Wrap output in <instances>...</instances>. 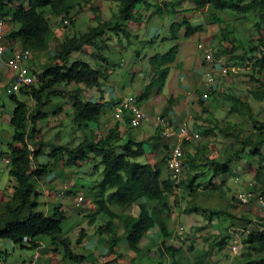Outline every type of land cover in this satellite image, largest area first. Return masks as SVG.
I'll return each mask as SVG.
<instances>
[{
	"label": "trees",
	"instance_id": "16d2710c",
	"mask_svg": "<svg viewBox=\"0 0 264 264\" xmlns=\"http://www.w3.org/2000/svg\"><path fill=\"white\" fill-rule=\"evenodd\" d=\"M67 1L0 0L1 15L12 27L5 36L7 45L12 47L19 45L20 49H30L38 54L47 51L49 40L54 34L52 18L70 19L71 24L75 22L70 15L72 6L67 5ZM112 1L119 5L115 19L104 20L100 9L92 7L91 10L94 11L97 25L89 28L86 33L80 36L66 37L60 41L56 48L57 55L53 61L40 72H33L35 83L20 90V93L31 98L33 105L12 96L15 107L10 123L14 134L12 142L8 146V152L3 154L10 160L9 174L16 182V186L13 194L0 208V240H10L16 247L23 249H36L43 241H47L62 248L65 259L79 263L85 261L86 256L79 255L74 251L71 239L63 231L62 225L67 218L66 211L62 206L55 207L52 214H46L39 210L40 193L37 186L52 171L50 169L52 160L56 164L63 162L66 167H75L100 159V166L103 167V179L93 189H90L89 194L92 195L97 206L96 215L105 214L111 218V221L100 226L97 233L109 237V249L114 251L119 243L118 227L114 221L118 218L123 223L128 247L135 253L141 251L139 243L155 226L160 228L164 238L169 236L167 223L172 214L170 197L175 194V190L181 184H186L190 191H195V183L201 178L207 183V190H210L216 179L224 184L234 164L248 156L250 161L256 158L260 160L255 169V178L260 180L264 174V153L262 152L264 121H259L254 116L249 102L232 97L235 107H232L231 111L242 118L249 119L253 125L252 133L246 137L241 147L236 149L233 154L226 153L223 161L212 159L206 155L204 146L196 147L195 153L185 151L184 169L186 174L176 185L169 174L163 177L162 167L138 161L146 155L143 142L129 139L122 144L118 123L101 134L97 133V129L92 128L91 124H98L103 116L104 103L84 101L81 96L84 91L101 85L100 76L104 67L110 64L109 60L100 53L98 58L101 63L96 68L78 60L72 61L73 54L82 53L86 47H93L98 52L108 48L105 40L111 33L118 38L121 35L127 39L131 38L132 34L127 30V25L141 22V9L154 10V14L161 16L168 14L177 16L178 8L184 5L191 7L187 11L200 12L206 8L209 10L212 8L216 13L210 14L209 17L214 24L221 23L220 13H229L238 20H247L248 16L253 14L258 16L256 29L261 34L256 41L257 44L255 43L247 50L245 45L236 46L237 40H230L231 47L218 49L216 57H229L231 61L247 68V76L255 84L250 90V94L256 102H264V0H166L163 3L159 0ZM181 25L184 27L185 37L203 32V26H193L188 17L183 18ZM177 55L178 47L175 46L167 54L155 55L151 58L150 63L154 75L147 86V98L150 97L149 92L152 87H156L160 93L163 92L171 65L176 62ZM70 87V90L75 88L70 92L71 97L73 96L71 101L74 123L81 131H84V136L81 142L75 146L71 143L55 144L45 141L43 137H39L41 131L38 130L37 124L52 115L53 112L46 109L51 107L53 98L65 96V89ZM210 96L212 97L213 93ZM140 101L143 100L138 99V103ZM59 110L60 108H58ZM202 110L210 113L206 107H202ZM58 111H54V114ZM207 122L210 125L213 123L217 129H220L225 138L233 136L229 127L221 129L215 119H209ZM87 129L89 132H86ZM213 132L214 129L210 127L202 133L210 135ZM186 144L188 142H184V145ZM45 149L47 153H45ZM45 154L49 158L48 163L37 164V159ZM168 157L169 155L163 159L164 164ZM207 171H209V178H207ZM214 189L216 188L214 187ZM252 192L256 197L264 196L263 181L256 183ZM197 196L195 195L194 199ZM147 203H154L155 208L149 210ZM133 204L139 205L138 217L128 215L121 218L111 210L112 206L124 210ZM151 212L154 214L152 215ZM186 213L206 214L210 223H213L215 219L218 220L221 215L219 211L204 209L195 203L186 209ZM226 214L233 218L232 227L241 224L244 229L248 230L243 234L242 243L247 250L243 255L247 261L240 264H264V218L259 219L258 223L256 222V227L250 229L248 226L254 222L252 218H237L233 213L226 212ZM92 216L91 221H95V215ZM82 233L78 243L86 235L84 232ZM229 240L230 237L227 235L221 236L210 247L222 250L229 244ZM164 250L172 262H158L157 264H185L180 256L181 249L175 247L174 244L170 246L164 244ZM195 264H205V261L200 258L196 260Z\"/></svg>",
	"mask_w": 264,
	"mask_h": 264
},
{
	"label": "rangeland",
	"instance_id": "374dc122",
	"mask_svg": "<svg viewBox=\"0 0 264 264\" xmlns=\"http://www.w3.org/2000/svg\"><path fill=\"white\" fill-rule=\"evenodd\" d=\"M164 1L166 0H159L161 3ZM67 5L72 6L70 15L75 20L74 24L70 23L68 26V37L72 35L80 36L83 33H86L90 26L97 25V23H94L95 19L93 18L95 17V14L94 11L91 10L92 7H98L100 9V14H102V16L105 17V20L108 21L115 19L119 11V5L112 0H88L87 2L86 0H68ZM189 8H191L189 5L181 6L178 8L177 16H174L173 14L161 16L159 14H154V10L146 11L143 9L142 14L144 20L148 18L147 25L149 24V26L153 27L152 34L149 38L146 36L141 40L138 38H132L130 40L131 43L129 44V40L124 36L121 35L118 38L111 33L108 37H115V39H107L106 37L105 40L106 45L108 47L110 46L109 50L105 49L101 50L102 52H98L97 49H91L92 47H89L88 49L86 47L88 49L87 51H90L91 53L93 50V54H90V52L89 54L88 52L75 53L72 60L73 62L78 60L88 63L96 68L101 63V60L98 58L101 53L109 60V67L114 69L115 72L110 75L105 73V71H102V75L100 76L101 85L99 87H94V93H98L101 89L107 91L106 93L108 94H112L111 91L115 92L118 88L121 90L125 88L127 93L131 94L128 97H132L136 101H138L139 98L146 103L151 102L149 98L152 99V97L160 94L161 96L164 94L168 99L172 93L177 96V92L180 90L181 95L185 97V100L182 99V101H191L194 97L188 96V94L193 91L192 82H189L190 79L195 76L197 77L198 75L199 79H203L202 82H204V85L210 87L211 85L206 82V73L210 72L214 77L219 78L218 83L215 85L218 88L217 92H213V96L207 101L214 109L210 116L205 115L203 113L204 111H201V109L196 110V115L192 112L194 117L193 122L195 123L197 119L202 122L199 130L204 131L211 127L214 129V132L213 134L206 135L205 133H202V131L201 140L195 142V144L192 143V146L189 144L184 145L183 151L195 153L196 147L204 146L206 147V155H209L212 159L223 161L226 153L233 154L236 149L241 147L246 137H248L253 131V125L249 119L242 118L237 113L231 111V108L235 107L232 97L249 102L254 116L259 121H264V102H256L252 98L250 90L253 89L255 84L252 83L247 76V68L237 64L235 61H231L229 57H216V53L218 49H222L223 47L230 48V40H237L235 45H245L247 50L250 49L252 45H255V43L257 44L256 41L261 36L259 30L256 29L258 16L252 14L248 16L247 20H238L234 19L229 13H220L219 19L221 23L214 24L210 21L209 17L210 14L216 13L214 9L211 8L209 10L206 8L203 11L197 12L190 10L187 11ZM184 17H188L193 26H203V32H197L190 37H185L184 27L181 25V21ZM63 21L64 20L60 17H53L52 29H60L63 26ZM133 25V23L128 24L131 28L134 27ZM223 28H225V31H223ZM59 31H61V29ZM225 38L226 40H224ZM149 39H153L154 42L149 43ZM200 44H203L205 48H211L213 50V60L210 61L211 63L205 61V50L199 48ZM175 46L178 47L177 59L176 62L171 65V70L167 79L168 81L163 89V93L158 92L156 87H152V90L149 92L150 97H148V100L146 97L147 86L150 84L151 78L146 79L147 83L140 86L142 80L141 77H145L148 72H151L152 64L150 63V60L153 56L165 55ZM53 48L55 49L56 46H53ZM121 62L126 66L128 72H130V75H125L124 78L122 77L124 66L123 68L120 67ZM181 76L188 78L183 85H181L179 80L176 81V79ZM126 81L128 84H126ZM69 89H65V91ZM88 91L89 90H86L87 96L91 93V90ZM195 97H199L198 91H196ZM53 99L55 103L62 101L61 97H55ZM4 100L7 104L6 108L11 110L14 104L11 98L9 97ZM108 101L104 103L103 108V112L107 113L106 115H109L108 113L112 106V103L110 104ZM54 105L52 109H47L52 110L53 115L54 111H58V108ZM194 105L198 107V105H200L199 101L196 100L191 107L194 108ZM163 113L164 110L158 114ZM203 116L211 117L209 119H215L218 121L221 129L229 127L233 136L231 138H225L221 133V130L217 129L213 123L210 125L209 122H207L208 118H203ZM61 123H63V121ZM64 124L65 123H63V125ZM203 126L206 128L203 129ZM73 128L74 127L70 125L65 129H55L53 127L50 129L47 124L44 128V140L55 144H65L70 142L73 137ZM82 132L83 131L79 132L80 139L78 144L83 138ZM86 132H88V130H86ZM59 134L61 135L60 137H58ZM158 142L163 143L161 138H157V143ZM193 146L195 149L192 148ZM147 148H150L149 145ZM166 149H168L169 152L171 150L168 146H166ZM262 152L264 153V148L262 149ZM45 153H47V150ZM41 157L46 158V162L47 160L49 161L46 154ZM248 157H245V159L241 158L236 164H234V167H232V171L227 176V181L224 184H221L220 180L216 179L214 180V185H212L211 189L207 190V183L200 178L195 183V191H190L186 184H181V186L175 190V194L170 197L172 214L168 221V231L170 230L172 234L170 236L172 240L169 242L171 245L174 244L175 247L181 249L180 256L185 264H195L196 260L200 258L204 259L205 264H240L247 261L243 256L247 250L242 243L243 234L247 233L248 230L244 229V226L241 224L232 227L231 223L233 222V218H230L229 214H226V212L233 213L237 218H252L254 222L248 226L250 229L256 227L259 219L262 220L258 205L254 201L252 204L242 207L235 203V199L240 192L253 191L256 183L262 181L264 183V174L261 176L260 180L255 178V169L259 165V158L250 161ZM138 161L143 163L145 162V158H140ZM61 163L62 162H58L56 164L52 160L50 166L52 171L49 175L56 171L61 172L60 169L63 168ZM202 169L199 170L203 171ZM80 170L83 173V176L78 181L79 187L83 186V184L90 186L93 182H95L96 185L103 179V167L100 166V159L85 163ZM185 171L186 170L184 169L183 176L186 174ZM207 178H209V171H207ZM83 181L86 183H83ZM214 187L216 189H214ZM195 195L198 196L194 199ZM87 197L92 200V195L89 194ZM43 200V197L39 198L40 211L45 210ZM194 203L204 209L219 211L221 212V215L218 220L215 219L213 223H210L206 214L186 213V209ZM129 211L138 216L139 205L133 204L129 208ZM151 214L153 215L154 212H151ZM82 219H84L83 227L86 228L87 231H90V224L88 221L85 222V218ZM236 221L239 222L238 220ZM102 224L103 222L101 218H98L96 226L99 228ZM62 227L64 232H67L70 228L65 221L63 222ZM79 231H81V229L75 231V233L72 231L70 233L68 231L67 233L76 249L79 246L77 242L80 238L78 234ZM224 235L230 237L229 244H227L222 250L211 249L210 246L214 241ZM164 239L160 228L155 226V228L146 234L139 243L142 254L140 258L136 259L137 256L134 252H131L128 248L125 249V252H127V256H124L126 263L157 264L162 261H167L168 263L172 262V259L168 261L166 257L160 256L159 249L153 252L154 255L149 254L150 250H156L157 245L159 244L160 246V243ZM150 240L151 244H147ZM154 240L157 245L153 248L151 245ZM0 241L12 245V241L10 240ZM92 242V240L90 242L88 241V244H91ZM235 243L242 246L240 249H237L236 253L234 251ZM16 248L19 253L21 251L20 247ZM90 252L92 251L90 250L89 253ZM132 253H134L135 258H133L134 255ZM70 263L79 264V262L74 261H70ZM82 264H92V261L87 260V263L85 262Z\"/></svg>",
	"mask_w": 264,
	"mask_h": 264
},
{
	"label": "crops",
	"instance_id": "0c3cea01",
	"mask_svg": "<svg viewBox=\"0 0 264 264\" xmlns=\"http://www.w3.org/2000/svg\"><path fill=\"white\" fill-rule=\"evenodd\" d=\"M142 11L143 9H141V13ZM102 18L105 20V17L102 16ZM93 19H95V17ZM147 20L149 19L147 18L144 20V17L142 14L141 22L134 24L133 25L134 27L132 28L127 25V30H129L132 34L131 38L128 39L129 44L131 43L130 40L132 38H136V36L140 40L143 39V37L145 36L148 38L151 36L153 27L149 26V24L147 25L148 23ZM94 23H96V20L94 21ZM91 27H93V25L90 26L89 28ZM11 28L12 27L7 23L6 34H8L11 31ZM60 29L61 31H59ZM60 29H57V28L53 29L54 34L51 36L49 40V47L47 51L40 53V54L33 52V58L28 63H26V65L32 70V72H40L50 62H52L53 58L57 55L56 48H57L58 43L60 41H63L66 37H68L67 36L68 26H65L63 24V26ZM72 36H76V35H72ZM72 36H69V37H72ZM108 38L113 39V40L115 39V37L107 36V39ZM153 42H154L153 39H149V43H153ZM53 46H56V48L54 49ZM109 47L104 48V50L105 49L109 50ZM7 48L8 50L6 54L0 57V208L2 207L3 204L6 203V201L13 194L14 187L16 186V182L12 179V177L9 174V165L5 163L4 161L5 157L3 156V154L8 152V146L12 142V138L14 134V129L10 123L11 114L15 107V103L12 100V96L14 95L19 100L26 101L29 105H33L32 100L29 96L20 93V91L17 94L10 92L11 87L14 84V73L9 68L7 62H8L9 57L11 56V53L14 50H17V49L19 50L20 46L14 45V47H12V46L7 45ZM87 48L89 49V47ZM87 48L86 49L84 48L83 52H88L89 54L90 51H87L88 50ZM91 49H93V47ZM90 54H93V50H92V53L90 52ZM109 65L108 66L106 65L103 71L111 75L115 72V70L110 68ZM123 66L124 64L121 62L120 67L123 68ZM153 73H154V70L152 68L151 72H148V74L145 77L144 76L141 77L142 80H141L140 86H142L144 83L146 84L147 83L146 79L152 78L154 75ZM125 75L126 76L130 75V72H128L126 66H124V69L122 70V77L124 78ZM193 78L190 79L189 81V82H192V85H193V91L188 94V96L194 97V99L191 101H182V99L185 100V97L181 95L180 93L181 90L177 92V96H175L172 93L169 99L165 97L164 94L162 96L160 94L158 96L152 97V99L149 98L151 102L146 103L144 101L143 102L140 101L139 104L146 112L147 119L145 120L143 125L137 129L132 128L129 125L127 115L125 119L120 122L116 121L114 118L115 105L123 98L131 95L127 93L125 88L123 90L118 88L117 90H115V92L111 91L112 94H108L106 93L107 91H104L101 89L98 93H94L93 89H90L91 91L90 90L89 91L91 93H89V95L87 96L86 91H84L82 93L81 98L84 101H90V102H95V103H99V102L105 103L106 101L110 100L108 101V103L110 104L112 103V106L108 113L109 115H106L107 113L103 112V116L101 120L99 121V123L91 124L92 128L97 129L98 131L97 133L101 134V133H105L110 128L114 127L116 123H118L119 130L122 135V144L128 141L129 139L135 140L136 142H143L145 149H146V155L143 157L145 158V162L143 163H148L152 166L158 165L162 167L163 177H166L168 176L169 172L166 168V163L165 164L163 163V159L170 154L169 150L166 149V146L172 149L174 146L180 143V137H179L180 124L183 121H187L189 122L193 131L201 134L202 131L199 129L201 128L200 125H202V122L201 120L197 119V121L195 122L196 124H195L193 122L194 117H193L192 112L194 113L197 112L196 111L197 109L198 110L201 109V111H203L202 107H206L210 111V113H206V112H203V113L207 116L208 115L210 116V114L214 110L213 106L207 102L208 100H206L203 97V95L208 92L210 94H212L213 91L217 92L218 88L214 86L210 90L209 87H206L204 85V82H202L203 79L202 80L199 79L198 75L197 77L195 76ZM177 80H179L181 85H183V83H185L188 80V78L181 76L180 78L176 79V81ZM126 84H128L127 81H126ZM70 89L64 92L65 96L63 95L55 96V97H61L62 101L55 103L53 99L51 107L53 108V105L56 104L54 106H56L57 108H60V110L54 115L53 114L50 115L48 119L44 120L45 122L44 121L39 122L37 124V128L38 130L41 131L39 137L44 138L45 137L44 128L45 126H47V124H48V128L50 129L51 127L55 129L56 128L65 129L71 125L74 127L72 129L73 137L71 141L67 143H71L75 146L76 144L78 145V141L80 139L79 132L81 130L74 123V113H73L72 101H71L73 96L71 97V94H70V92L73 90H70ZM196 91H198L199 93L198 98L195 97ZM9 97L14 103L11 110L6 108L7 104L4 100ZM196 100L199 101L200 105H198V107L194 105V108H192L191 106L193 105V103L196 102ZM202 101L203 103H201ZM51 107L49 108L52 109ZM162 110H164V113L158 114L159 112H162ZM47 111L52 113V110H47ZM157 116H162V117H165L167 120H169L171 128H172V135L170 138L165 139L163 137L162 135L163 128L161 125H159L156 122ZM207 116H203V118H206ZM207 118H208L207 120H209V118L211 117H207ZM62 121L63 123H65L64 125L63 123H61ZM202 128L204 129L206 127L203 126ZM87 130L89 132V129ZM82 134L84 136V131L82 132ZM60 136L61 135L59 134L58 137ZM157 138H161L163 143H160V142L157 143ZM200 140L191 141V142H188V144L192 146V143L195 144V142H198ZM148 145L150 148H147ZM182 146H184V143H182ZM192 148H194V146ZM36 163L46 164L48 163V160L46 162V158L39 157ZM61 165L63 166L62 169L59 168L61 172L56 171L55 173H52L51 175L44 177L37 186L38 191L40 193V197H43L44 199L43 201H44L45 210L43 211L46 214H52L55 207L62 206L63 210L66 211L67 213V218L65 220V223L68 225V227H70L67 230V232H64L65 235L68 236L67 234L68 231L69 233L71 231L75 233V231L79 229H81V231L78 232L79 236L83 235L82 232L86 234L84 237H82V240L78 243L79 246L77 249L75 248L73 244L74 251L77 254L86 256V260L83 262H80L79 264H82L85 262L87 263V260L92 261V264H95V263L97 264H127L124 256H127V252H125L126 251L125 249L126 248L129 249V247L127 244L126 233L123 228V223L120 222L118 218L114 219L118 227L117 234L119 236V243L114 248V251H111L108 246L109 237L107 235L98 234L97 233L98 227L96 226L98 218H101L103 222L102 225L111 221V218H109V216L102 214V213L96 215L97 206L93 198L91 200L89 199V197H87L89 196L88 192H90V189H93L95 187V182H93L90 186L83 184V186L79 187L78 181L83 176V173L81 172L80 169L83 167V165L75 166V167H66L63 162L61 163ZM83 183H86V182L83 181ZM80 195H83L85 197V200L83 204L81 205V207L77 208L76 198ZM147 207L149 210H152L153 208H155V204L147 203ZM111 210L121 218L126 217L128 215H132L133 217L139 216V214L138 216L134 215L133 212L129 211V208L127 209V207L123 210L116 206H112ZM139 213H140V209H139ZM92 215H95V221H91L93 219ZM82 218H85V222L88 221V223L90 224V231H87V229L83 227L84 219ZM167 227H168V223H167ZM171 235L172 234L169 230V236L160 243V246L159 244L157 245L156 241L154 240L151 246L154 248L155 245H157V248L156 250L154 249L150 250L149 254L154 255L153 252L159 249L160 256L166 257L167 260L170 261L171 258L168 256V254L165 253L164 244H166L167 246L171 245L169 242L172 240L170 237ZM91 240L93 242L91 244H88V241L90 242ZM147 244H151V240ZM39 248H40L39 258L35 260L34 256L37 253L36 249L20 248L21 251L18 253L17 252L18 250L15 247V245H13V243L11 245L10 243L0 241V264H31V262H34V264H71L70 263L71 260L65 259L63 250L59 246H54L53 244L48 243L47 241H43ZM90 250L92 252L89 253ZM131 252H134V251H131ZM134 253L132 254L134 255ZM135 255L137 256L136 259L140 258L142 256L141 251L139 253H135ZM135 255L133 258H135ZM166 263L168 262L166 261Z\"/></svg>",
	"mask_w": 264,
	"mask_h": 264
},
{
	"label": "built area",
	"instance_id": "2783aa9c",
	"mask_svg": "<svg viewBox=\"0 0 264 264\" xmlns=\"http://www.w3.org/2000/svg\"><path fill=\"white\" fill-rule=\"evenodd\" d=\"M69 24L70 20L65 19L64 25L68 26ZM6 27L7 21L2 17L0 8V57L5 55L8 50L5 40ZM199 48L205 50V61L210 62L213 60L211 48H205L203 44H200ZM32 58L33 51H31L30 49H17L11 53V56L9 57L7 62L9 68L14 73V84L11 87V93L17 94L21 90V88L31 86L35 83L34 74L32 70L26 65V63H28ZM206 82L211 85L210 87H213L218 83V80L212 74L207 73ZM207 97L208 93H205L204 98ZM126 115L129 119V125L135 129L141 127L144 121L147 119V114L144 109L132 97H125L115 105V120L122 121L124 120ZM156 122L163 128V137L165 139L170 138L172 135V128L169 120L162 116H157ZM179 137L180 143L171 149L166 162V168L169 172L170 178L176 185L180 183L184 171V151L182 148V143L183 141L199 140L200 135L199 133L193 132L191 130L189 122L183 121L179 126ZM4 161L9 165L10 160L8 158H4ZM84 200L85 197L83 195L78 196L76 198V207H81ZM253 201L258 205V210L261 214V217L264 218V196L259 195L258 197H256L252 191H242L237 195L235 199V203L240 207L250 205L253 203ZM39 247L36 248L37 253L34 256L35 260L39 258ZM241 247L242 246L235 243V253L237 249H240ZM31 264H34V262H31Z\"/></svg>",
	"mask_w": 264,
	"mask_h": 264
},
{
	"label": "clouds",
	"instance_id": "9594fccd",
	"mask_svg": "<svg viewBox=\"0 0 264 264\" xmlns=\"http://www.w3.org/2000/svg\"><path fill=\"white\" fill-rule=\"evenodd\" d=\"M70 20V19H69ZM70 23H71V21H70ZM63 24H64V21H63ZM69 26V25H68ZM212 56H213V50H212ZM211 63V62H210ZM210 73V72H209ZM207 74V73H206ZM211 74V73H210ZM216 78V77H215ZM217 79V78H216ZM217 80H219V79H217ZM215 86V85H214ZM213 86V87H214ZM213 87H209V89L211 90V88H213ZM203 97H204V95H203ZM210 98V93L208 92V97L207 98H205L206 100H208ZM138 102V101H137ZM126 117V116H125ZM165 118V117H164ZM125 119V118H124ZM117 121V120H116ZM118 122H120V121H118ZM145 122V121H144ZM128 123H129V119H128ZM191 127V126H190ZM191 130L193 131V129L191 128ZM193 132H195V131H193ZM199 135H200V139L202 138V136H201V134L199 133ZM199 139V140H200ZM193 141H197V140H193ZM185 142H191V141H185ZM183 143H184V141H183ZM182 148H183V146H182ZM184 158H185V153H184ZM184 162V161H183Z\"/></svg>",
	"mask_w": 264,
	"mask_h": 264
}]
</instances>
